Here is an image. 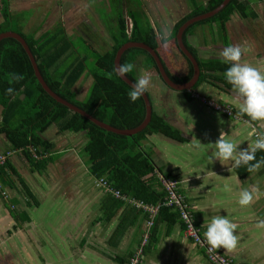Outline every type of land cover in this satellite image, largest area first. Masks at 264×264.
Here are the masks:
<instances>
[{"label": "crops", "instance_id": "obj_1", "mask_svg": "<svg viewBox=\"0 0 264 264\" xmlns=\"http://www.w3.org/2000/svg\"><path fill=\"white\" fill-rule=\"evenodd\" d=\"M249 1L246 12L236 10L230 15L224 26V37L220 36L216 22L198 25L187 35L201 70L191 90H174L160 75L156 78L152 70L147 72L143 65L141 68L138 64L144 62L143 56L137 64L139 75L151 77L147 92L153 112L171 129L170 133L165 130L151 133L141 144V149L154 162L157 178L153 184L165 192V197L167 193L160 175L179 180V191L189 203L202 234L212 216L228 215L238 225L237 246L232 250L221 246L218 251L233 264H264V226L258 225V221L264 220V163L249 171L248 165L233 167L231 160L221 163L214 159L209 164L207 157L211 154L208 143L215 142L221 131L232 134L231 138L240 144L239 149L252 146L256 137L247 136L252 127L264 132V121H250L240 112V100L224 77L229 65L219 56L225 46L240 45L245 49L240 62L264 70V0ZM189 4L188 12L193 9L192 0ZM99 6L107 11L105 2ZM183 16L174 22L172 29ZM58 24L68 34L64 24L61 21ZM78 36L89 46L100 49L94 38L88 39L80 33ZM171 49L178 65L177 76H185L189 71L185 60L177 50ZM84 74L87 75L79 83ZM84 74L74 87L79 99L87 96L94 82L89 71ZM89 78L92 81L81 98L82 87H86L83 83L90 81ZM195 95L212 100L214 105L205 104ZM221 106L230 112L223 111ZM2 114L3 106H0V129ZM42 135L55 143L59 157L45 168H37L26 151L14 149L8 136L0 133V153L13 151L5 169L10 176L0 190V264H129L141 247V264H212L204 248L187 235L186 224L178 211L162 209L163 203L159 200L149 203L130 195L127 196L157 207V211H132L127 202L119 209L113 206L110 196L96 187V177L90 174L83 148L87 140L85 132L59 133L53 125ZM66 137L74 140L68 143ZM60 141L65 143L61 145ZM70 157L75 159L78 169L74 179L69 180L68 172L63 167L60 169V163ZM255 157L250 163L264 161V150H257ZM82 165L89 180L84 181ZM225 183L231 186V192L222 190ZM243 189L253 192L250 205L237 203ZM113 212L114 216H108ZM148 221H154L151 227ZM147 230L150 237L143 245Z\"/></svg>", "mask_w": 264, "mask_h": 264}, {"label": "trees", "instance_id": "obj_2", "mask_svg": "<svg viewBox=\"0 0 264 264\" xmlns=\"http://www.w3.org/2000/svg\"><path fill=\"white\" fill-rule=\"evenodd\" d=\"M122 2L124 0H121L120 4L116 3L118 14L109 26L113 44L111 49L106 51L101 52L88 44L89 51H81L61 24L39 36L34 32L26 33L25 18L19 19V13L12 11L11 0H1L0 13L3 21L0 24V33L11 30L26 39L41 73L58 95L105 123L120 129H131L144 120L146 105L142 96L137 101L131 102L128 98L131 86L115 74L114 61L118 49L129 41L144 42L158 52L169 76L174 81L187 82L194 74V67L179 47L176 37L178 29L188 19L213 10L223 0L206 2L192 0L193 9L175 24L167 36L163 35L159 27L155 28L140 6L135 8L128 3L129 8L126 12ZM249 6V0H232L217 15L191 25L184 34V41L189 50L193 54L196 53L188 43L187 35L198 25L216 22L220 36L224 37V26L230 15L236 10L246 12ZM128 18L131 19L130 30ZM171 48L177 50L185 60L189 70L185 76H177L175 70L178 65L174 61V53L169 51L172 50ZM141 56L145 58L143 66L155 69L159 75L154 58L142 48H131L123 54L121 64L127 62L134 64L133 71L126 75L134 81L139 76L137 64ZM89 62L92 63L91 67ZM85 71H89L94 77V82L87 96L79 99L74 87ZM109 72L113 73L111 78L107 75ZM9 87L14 89L12 94L5 91ZM0 106H3L0 133L4 132L8 136L14 149L26 151L37 168H45L49 162L59 157V154L55 153V143L42 135L49 127L56 126L59 133L83 131L87 136L83 148L92 176L96 179L105 178L122 193L145 202L164 201L165 192L153 184L154 178L157 177H155L152 156L141 149L142 141L147 135L158 130L170 133L171 129L154 112L150 124L142 132L126 136L107 131L80 113L59 103L46 92L35 75L27 52L15 38H5L0 42ZM9 160L0 167V186L8 182L10 175L5 169ZM107 195L117 209L128 203L116 199L111 194ZM127 206L132 211L143 212L142 209L129 203ZM162 209L168 211L172 208L163 205ZM112 214L108 216L115 215L114 212ZM171 218L172 216L168 219Z\"/></svg>", "mask_w": 264, "mask_h": 264}, {"label": "clouds", "instance_id": "obj_3", "mask_svg": "<svg viewBox=\"0 0 264 264\" xmlns=\"http://www.w3.org/2000/svg\"><path fill=\"white\" fill-rule=\"evenodd\" d=\"M245 51L240 45L229 44L219 53L222 61L228 64L224 72L226 81L231 84L232 89L240 100L239 110L250 118V121H264V70L248 63H241L242 53ZM134 64L127 62L115 67L114 72L117 76L124 77L127 73L133 71ZM111 78L113 73H107ZM151 82V77L147 74L139 75L132 83L128 91V98L131 102L137 101L147 90ZM12 94L14 89L9 87L5 90ZM238 134V133H237ZM232 134L221 131L215 142H209L211 154L208 155V163L211 164L214 159L223 161L231 160L233 167H239L242 164L248 165L249 171L260 167L264 161L255 160L257 150H264V132L258 131L252 127L248 137L255 136L251 147L239 149L232 138ZM199 147V144L196 145ZM224 192H231V186L228 183L223 185ZM253 202V192L243 189L239 193L237 203L240 206H247ZM259 226H264V220L258 221ZM238 225L234 223L228 215H215L205 225L204 238L212 249H218L221 246L226 250H232L237 246V235L235 234Z\"/></svg>", "mask_w": 264, "mask_h": 264}, {"label": "rangeland", "instance_id": "obj_4", "mask_svg": "<svg viewBox=\"0 0 264 264\" xmlns=\"http://www.w3.org/2000/svg\"><path fill=\"white\" fill-rule=\"evenodd\" d=\"M103 1L107 5V11H105L104 6H99V3H104ZM120 2L121 0H110V3L109 0H11V9L13 12L19 13V19L25 18L24 31L26 33L34 32L39 36L46 30L52 29L59 21H61L66 27L68 34L72 35L75 44L81 51H85L88 48V45L83 37L78 36L79 33L84 35V37L86 36L88 39L90 37L94 38L95 44L102 52L111 48L113 44L109 26L110 23H113V19L118 14L116 3L120 4ZM122 3L124 4L126 11L128 3L129 6L135 8L138 6L142 8L144 3L142 9L151 19L152 24L161 29L163 35L168 34V31L172 29L174 22L187 13L190 8L189 0H143V3L142 0H124ZM0 20H2L1 14ZM141 58L144 59V57ZM138 65L141 67L143 64ZM89 66H92L91 62H89ZM149 70H152L155 74L154 76L159 78L155 69L147 68V72ZM86 75L87 74H84L82 76L79 83ZM89 79L90 81L87 79L83 83L86 87L85 89L82 87V93L80 94L81 98H83L87 87L92 81V78ZM66 139L68 143L71 142V138L66 137ZM77 139L78 138L75 140ZM71 140H74V137ZM64 143L65 141H60L61 145ZM60 165V169L63 167L68 172V179H74V174L78 169L76 167L77 164L75 163V159L70 157L66 159V161L60 163ZM82 168L84 170L82 175L85 178L84 181H86V179L89 180L86 169L83 165ZM67 194L69 195V193Z\"/></svg>", "mask_w": 264, "mask_h": 264}, {"label": "water", "instance_id": "obj_5", "mask_svg": "<svg viewBox=\"0 0 264 264\" xmlns=\"http://www.w3.org/2000/svg\"><path fill=\"white\" fill-rule=\"evenodd\" d=\"M231 1L232 0H223V2L219 6L214 8L213 10H210L206 13L194 16V17L188 19L185 23H183L179 27L178 32H177V36H176L179 47L183 51V53L187 56V58L191 61V63L193 64V67H194V74L189 81L183 82V83H179V82L174 81L169 76L158 52L154 48H152L151 46H149L148 44H146L144 42L129 41V42L123 44L118 49V51L116 53L115 61H114L115 67L117 65L121 64V58L127 50H129L131 48H142V49L148 51L152 55V57L154 58L156 65H157V68H158L159 75L163 79L164 83L167 86H169L170 88L177 90V91L191 90L194 87V85L198 82L201 70H200V66H199V63H198L196 57L193 55V53L189 50V48L185 44L184 34H185L186 30L191 25H193L199 21L209 19V18L217 15L218 13H220ZM128 26H129V28L131 27L130 20H128ZM5 38H15L16 40H18L22 44L25 51L27 52L28 57L31 60V63H32L34 71H35V75H36L38 81L40 82V84L46 90V92L50 96H52L56 101H58L61 104L66 105L67 107H69L74 112L80 113L81 115L85 116L86 118H88L89 120H91L92 122L97 124L98 126L106 129L107 131H111V132L121 134V135H126V136H132L134 134L142 132L150 124V122L152 120V116H153V106H152V101H151L150 95L148 94L147 91L142 95V97L145 101V105H146V115H145L144 120L141 122V124H139L135 128H131V129H120V128L114 127V126H112L108 123H105L102 120L94 117L92 114L88 113L86 110L80 108L79 106H77V105L71 103L70 101L64 99L63 97L58 95L51 88L48 85L47 81L45 80L43 74L41 73L40 68L38 66V62H37L32 50H31L30 46L28 45L26 39L21 34H19L18 32H15V31H11V30L0 33V42ZM121 79L124 82H126L129 86H131L132 83L134 82V80H132L127 75H125L124 77H121Z\"/></svg>", "mask_w": 264, "mask_h": 264}, {"label": "built area", "instance_id": "obj_6", "mask_svg": "<svg viewBox=\"0 0 264 264\" xmlns=\"http://www.w3.org/2000/svg\"><path fill=\"white\" fill-rule=\"evenodd\" d=\"M197 98L200 99L208 105H214L213 101L208 98H202L200 95H195ZM218 109L219 106H216ZM223 111L229 113L230 111L228 108H223ZM13 151H7L4 153H0V167L5 165L7 160L12 157ZM162 184L166 190V196L164 201L162 202L164 206L171 207L173 210H176L180 213L181 218L184 220L186 224V233L187 235L198 245L204 248L206 256L208 260L212 264H233L232 260L218 251V249H212L206 242L203 234L201 233L200 229L196 226V221L194 218V213L187 202L186 198L180 193L179 191V180L178 179H170L165 178L160 175ZM96 187L104 193L111 194L118 199L124 200L128 202L130 205L135 206L136 208L142 209L146 212L155 213L157 211V207L153 205H149L143 201L130 198L126 194L122 193L118 188L114 187L113 184L107 181L105 178H97L95 180ZM2 187V186H0ZM3 194L5 192L3 191ZM148 226L151 227L154 221H148ZM150 237V231L147 230L144 234L143 238V245L148 243ZM142 247L139 249L137 254L131 258L129 264H141L142 261Z\"/></svg>", "mask_w": 264, "mask_h": 264}]
</instances>
